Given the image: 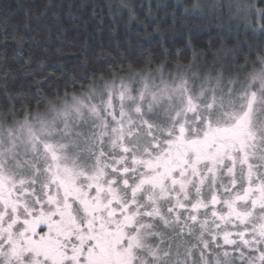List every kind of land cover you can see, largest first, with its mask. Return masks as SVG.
Here are the masks:
<instances>
[{
    "label": "snow or ice",
    "instance_id": "obj_1",
    "mask_svg": "<svg viewBox=\"0 0 264 264\" xmlns=\"http://www.w3.org/2000/svg\"><path fill=\"white\" fill-rule=\"evenodd\" d=\"M64 7L35 17L51 13L47 36L11 39L47 53ZM156 7L141 20L143 4L103 0L90 19L113 35L135 20L159 54L130 41L72 53L81 63L49 74L45 94L29 51L14 71L36 91L22 98L8 91L0 16V264H264V0ZM178 35L186 43L170 49Z\"/></svg>",
    "mask_w": 264,
    "mask_h": 264
},
{
    "label": "trees",
    "instance_id": "obj_2",
    "mask_svg": "<svg viewBox=\"0 0 264 264\" xmlns=\"http://www.w3.org/2000/svg\"><path fill=\"white\" fill-rule=\"evenodd\" d=\"M134 4H143V9H138L139 19H145V14L151 7L153 13L159 14L156 5L166 3L167 0H130ZM19 3L30 10V16L26 15L23 9L17 10L15 5ZM64 4L61 11L60 20L57 23V27L54 32V43L48 47L47 53L30 47L29 43H26L23 48L19 47L15 41L11 39L13 35L17 37H23L25 41H30V38L34 35L47 36V33L43 29L44 24L54 23L51 13L47 16L41 17L39 22L35 17L41 16L46 11V6L49 4ZM74 3L76 7L69 9L68 4ZM7 5V6H6ZM103 6V0H0V16H8V28L9 44L7 46L8 60L7 65L13 70V74L8 80V91L14 98H22L25 96H35L36 84L34 83L33 76H24L14 70L18 65L23 64L25 59L28 58L29 51L33 52L31 71L36 74L37 80L48 77L47 80L41 85L42 91L45 94L49 93L50 88L55 87L58 83L56 79H53L49 74H54L55 77H59L61 72H71L73 67L81 63V59L77 56H72V53H77L79 57L87 55L91 60L96 57L103 49L106 52L115 54L116 42L119 41L122 46H126L130 41V51L134 54H139L142 48L151 49L154 53H160L158 35L153 36L151 41L143 39L144 33L142 28L137 27V22L132 20L128 21L125 16L119 21L118 34L113 35L108 31V24L106 22L104 30L97 32L98 24L95 19H90L91 11L94 6ZM71 11L75 14V17L69 16L68 12ZM30 24V29L25 28V22ZM82 21H88L85 27ZM80 25V26H76ZM67 29V31H63ZM137 32L140 33L137 36ZM151 32V28H149ZM59 37L58 40L55 37ZM209 39L206 34H202L193 40V44L200 47ZM186 43L185 36H176L173 42L170 37H165V44L170 48L183 47ZM89 45L87 53H81L80 49L84 45ZM0 45V48H3ZM43 47V46H42ZM59 48L61 55L56 51ZM23 52L24 55H18L19 52ZM190 55V53H187ZM43 65V67H41ZM3 92L0 90V102H2Z\"/></svg>",
    "mask_w": 264,
    "mask_h": 264
}]
</instances>
